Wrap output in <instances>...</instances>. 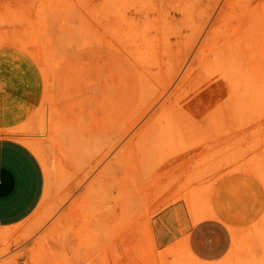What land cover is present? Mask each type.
Masks as SVG:
<instances>
[{"label":"rangeland","instance_id":"1","mask_svg":"<svg viewBox=\"0 0 264 264\" xmlns=\"http://www.w3.org/2000/svg\"><path fill=\"white\" fill-rule=\"evenodd\" d=\"M226 1L0 0V137L46 173L1 264H169L167 204L199 217L227 187L264 208V0L218 22Z\"/></svg>","mask_w":264,"mask_h":264},{"label":"crops","instance_id":"2","mask_svg":"<svg viewBox=\"0 0 264 264\" xmlns=\"http://www.w3.org/2000/svg\"><path fill=\"white\" fill-rule=\"evenodd\" d=\"M45 190L46 173L35 150L20 139L0 137V227L30 217ZM254 191L222 188L199 217L187 199L167 204L152 221L163 257L169 264H264L252 253L264 213Z\"/></svg>","mask_w":264,"mask_h":264},{"label":"bare ground","instance_id":"3","mask_svg":"<svg viewBox=\"0 0 264 264\" xmlns=\"http://www.w3.org/2000/svg\"><path fill=\"white\" fill-rule=\"evenodd\" d=\"M242 0H227L226 1V3L224 4V6H223V8H222V10H221V12H220V14L218 15V17H217V21L219 22L220 21V19H223L226 15H230L231 14V12L233 11H235L234 9H236V8H238V7H242ZM214 32V29H211V31H210V33H213ZM210 39H211V37H207V39H206V41H204V43L205 44H207L209 41H210ZM197 58V57H196ZM192 72V68H190L189 70H188V72H187V76L188 75H190V73ZM192 73H194V72H192ZM167 102L168 101H166L165 103H163V105L159 108V110L160 111H165V110H167L171 105H169V104H167ZM111 147H109V149H110ZM70 161V160H69ZM67 163H69V162H67ZM67 165H69V164H67ZM46 219H47V217H46ZM45 219V220H46ZM13 232H11V234H12ZM10 234V233H9ZM8 234V236L7 235H5V233L0 237L1 239L0 240H2V238H4V237H6V239L8 240V238H10L11 236H13V234L10 236ZM15 236V235H14ZM12 238H14V237H12ZM18 238V237H17ZM17 238L15 239V241L17 240ZM6 240V242H8V243H10V241H7ZM10 240V239H9ZM20 240V239H19ZM2 242H4V243H6L4 240L2 241ZM17 242V241H16ZM19 242V241H18ZM7 244V243H6ZM11 244V243H10ZM10 244H7V245H10ZM18 244H20L21 245V243H18ZM3 246V247H2ZM5 246V244L4 245H2L1 244V249L4 251V248L6 247H4ZM10 248V247H9ZM14 248V247H13ZM17 248V247H16ZM1 249H0V251H1ZM23 250H24V248H22ZM26 249V248H25ZM7 250L8 249H6V252H7ZM19 250V249H18ZM18 250H17V253H19L18 252ZM23 250H22V254L24 253L23 252ZM3 251L2 252H0V254L1 255H3L4 253H3ZM11 250L9 249V252H10ZM27 251V250H26ZM17 255V254H16ZM15 253H14V256H13V254H11V256L14 258L15 256ZM24 255V254H23ZM17 256H19V255H17ZM11 257V258H12ZM10 258V260H13V259H11ZM19 258V257H18ZM23 258V257H22ZM16 259H14V261H15ZM17 261V260H16ZM20 261V260H19ZM9 262V261H8ZM3 264H5L4 262H2ZM11 263H13L12 261H11ZM15 264L17 263V262H14ZM1 264V263H0ZM18 264H19V262H18Z\"/></svg>","mask_w":264,"mask_h":264}]
</instances>
